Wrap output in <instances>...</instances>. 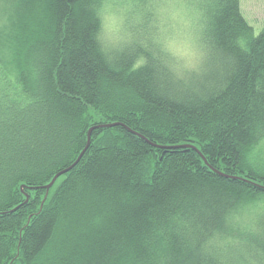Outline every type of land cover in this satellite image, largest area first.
Returning <instances> with one entry per match:
<instances>
[{"label":"trees","instance_id":"16d2710c","mask_svg":"<svg viewBox=\"0 0 264 264\" xmlns=\"http://www.w3.org/2000/svg\"><path fill=\"white\" fill-rule=\"evenodd\" d=\"M251 25L240 0H217L212 35L235 71L203 99L173 98L151 87L150 70L100 60L86 0H0V264H141L170 206L207 210L212 223L235 190L264 192L245 164L264 117V26ZM115 122L162 148L95 129L43 201L39 187L76 160L87 130ZM186 144L203 157L171 148ZM161 255L198 264L174 235Z\"/></svg>","mask_w":264,"mask_h":264},{"label":"clouds","instance_id":"9594fccd","mask_svg":"<svg viewBox=\"0 0 264 264\" xmlns=\"http://www.w3.org/2000/svg\"><path fill=\"white\" fill-rule=\"evenodd\" d=\"M96 21V55L113 69L135 65L151 72V87L169 97L205 98L224 86L235 58L215 42L217 0H86ZM241 51H247L242 48ZM246 166L264 176V117L252 122ZM155 218L144 238L141 264H165L161 255L178 237L198 264H264V192L237 189L204 223L203 212L176 211Z\"/></svg>","mask_w":264,"mask_h":264},{"label":"water","instance_id":"95a60500","mask_svg":"<svg viewBox=\"0 0 264 264\" xmlns=\"http://www.w3.org/2000/svg\"><path fill=\"white\" fill-rule=\"evenodd\" d=\"M115 126H121V127H124L125 129H127L130 133H132L133 135H136L138 137H140L141 139L145 140L147 143H150L149 141H147L142 135L128 129L125 125H123L122 123L120 122H115V123H108V124H96V125H93L91 126L88 130H87V135H86V145L84 146V148L81 150V152L79 153L78 157L76 158V160L67 168L57 172L53 177L52 179L50 180V182L46 185H43V186H40L39 188L45 190V196H44V199L43 201L45 200L46 196H47V193L49 191V189L53 186V184L55 183L56 179L67 173L69 170H71L77 163L78 161L80 160V158L83 156L84 152L88 149L89 147V144H90V137H91V133L93 130L95 129H106V128H112V127H115ZM151 144V143H150ZM153 145V144H151ZM154 147H159V148H162L160 146H157V145H153ZM171 148H175V149H179V148H184V149H193L195 150L197 153H199V151L193 146V145H189V144H186V145H182V146H174V147H171ZM200 154V153H199ZM201 157H203L201 154H200ZM203 161L206 163V160L203 158ZM24 188H30V187H27V186H20V190L23 191ZM28 201V195L25 194V200H24V203H26ZM42 201V203H43ZM18 207H15L12 211L16 210ZM11 211V212H12Z\"/></svg>","mask_w":264,"mask_h":264},{"label":"rangeland","instance_id":"374dc122","mask_svg":"<svg viewBox=\"0 0 264 264\" xmlns=\"http://www.w3.org/2000/svg\"><path fill=\"white\" fill-rule=\"evenodd\" d=\"M241 10L257 35L264 26V0H240Z\"/></svg>","mask_w":264,"mask_h":264}]
</instances>
